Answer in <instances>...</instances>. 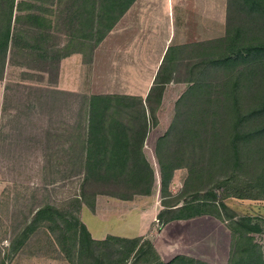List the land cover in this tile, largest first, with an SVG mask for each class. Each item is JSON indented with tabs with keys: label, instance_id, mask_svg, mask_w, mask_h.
Instances as JSON below:
<instances>
[{
	"label": "rangeland",
	"instance_id": "374dc122",
	"mask_svg": "<svg viewBox=\"0 0 264 264\" xmlns=\"http://www.w3.org/2000/svg\"><path fill=\"white\" fill-rule=\"evenodd\" d=\"M3 1L0 0V7ZM210 1L203 4L210 11L216 6H222L219 2ZM229 1L228 31L232 35L240 28L242 33L241 43L237 47L245 48L246 45L250 44H264V19H260L262 16L249 12L244 6L245 0ZM19 4H22L23 9L20 13L22 16L20 28L24 32L20 33L22 41L19 46L9 48L5 67L2 65L3 59H0V75L2 66L4 67L2 86L8 88L6 114L0 119L1 130H3V133L0 131V134L5 135V140L2 141L1 139L0 141V201L3 200L5 204V207L0 210V220L10 219L14 221L15 225L13 224V226H8V224L5 226L3 223L7 231L4 233L12 234V236L17 232L16 224L19 222L23 224L24 218L28 219L33 208L50 203L63 211L72 209L69 202L75 194H80L83 180V175H79L81 174V167L78 162L81 146L85 140L84 133H86L83 126L87 117L85 106L90 99V94L95 89L81 91L80 85L78 91L74 94H68L66 93L67 90H73L70 79L66 77L65 80H60L58 78L57 82V77L60 74L59 62L64 58L63 56L72 52L83 51L86 60L92 58L91 49L95 44V37L91 35L87 18L89 13L91 15L92 13L97 14V11L93 12L87 0L84 2L82 0H44L43 2L40 0H16V6ZM32 5L37 6L39 10H32ZM31 14H36L45 21L47 27L45 33L49 34L46 40L42 42L44 49L42 48L43 51L41 52L37 50L38 40L41 41L39 35L35 36L38 31L29 29L30 24L27 19ZM0 15H2V11ZM14 15L18 16L19 12L15 10ZM15 16L13 18L14 23ZM14 23L12 32L16 29ZM3 24L4 19L0 18V28ZM28 45L36 50L31 51ZM39 54H42L43 57H39ZM198 62L191 61L180 64L179 78L185 80L197 78L200 69L192 73V67ZM93 67L91 65V68ZM214 74L216 73L212 72L211 74L214 79L218 77L224 81L227 80V83H223L224 81L219 83L220 88H217V91L220 95L229 92L225 85L228 84L230 76L234 78L231 80L232 83L237 80L239 75L241 76L239 90L233 92L235 97L241 98L238 108L241 114H246L247 99L253 100L251 106H256V102L261 100L260 96L263 91H260L258 85L264 81V63L258 64L253 78H250V67L247 65H242L233 71L221 69L217 72L216 77ZM226 75L228 79H225ZM250 80L251 83H249ZM249 85L253 87H247ZM53 89L65 91L51 94ZM153 102L155 105L157 104L155 97ZM247 110L250 109L247 108ZM151 120L154 123L153 118ZM255 129L256 126L251 123L247 127L246 123L240 127L239 134L242 135V139L238 140V145L240 146L241 171L231 169L227 173L230 179L226 182H218L213 188L218 201L224 200L226 203L231 197L240 200L246 198V214H251L250 216L253 218H264V200H262L264 193L260 190L259 185H256L258 183L252 179V175L246 174V134L253 133ZM220 131L218 139L220 142L217 145L232 143L231 140L235 141V134L230 124L225 125ZM173 141L174 139L170 141L172 146H174ZM252 142L261 143L259 140ZM200 143L202 144V141ZM201 144L198 143L195 150L197 161L203 157ZM167 155L180 160H186V157L194 158V153L191 151L187 153L183 151L179 154L175 151L165 153V156ZM49 160L53 161V166L46 168ZM152 165L155 169V163ZM220 175L218 173L217 176ZM187 176L188 172L178 174L170 187L172 198L163 201L164 204L166 202L173 204L181 200L180 203L182 204L184 200L182 195L184 194L189 199H193L196 190L184 188ZM155 189L151 197L141 196L138 198L134 196L130 200L123 201H132L136 198L141 211H147L149 208L158 210L162 207L158 177ZM4 191L7 193L2 195ZM86 191L87 194L93 196L99 189L89 187L83 190L84 193ZM125 191L124 189L118 192ZM202 196L208 197L206 191L203 192ZM233 202L235 203L232 206L239 213L238 215H243L242 211H239L242 203ZM254 208L257 209L253 211ZM220 211L226 217L234 215L229 209L224 210L220 207ZM211 212L216 213L217 211L213 209ZM85 219L92 230L97 229L118 235L129 234L132 226L122 223L117 218L100 221L88 214ZM243 220L234 221L241 230L242 228L238 225L245 223ZM253 220L264 229V221L261 222V219ZM143 221L148 222L149 218L144 220L141 217V227ZM207 222H212L214 225ZM221 222L216 218V220L175 223L164 228L156 221L150 229L149 236L142 238L143 241L139 244L138 254L129 260L128 264H154L158 259L160 262L168 263L177 256H186L203 264H236V262L246 259V251L253 252L249 256L264 253V234L250 236L238 234L239 236L233 237V231ZM136 228L139 231V225ZM22 231L23 228H21ZM2 235L1 228L0 238ZM33 235L28 243V253L37 252L39 255L60 257L58 246L46 228L41 227ZM121 247L125 255L131 244L123 242Z\"/></svg>",
	"mask_w": 264,
	"mask_h": 264
},
{
	"label": "trees",
	"instance_id": "16d2710c",
	"mask_svg": "<svg viewBox=\"0 0 264 264\" xmlns=\"http://www.w3.org/2000/svg\"><path fill=\"white\" fill-rule=\"evenodd\" d=\"M43 1L40 0V2ZM87 1L93 12L98 10L101 12L96 16L95 13L92 15L89 13L87 18L91 35L95 37V44H97L106 37L126 7L135 0ZM21 5L16 6V0H4L1 3L0 12L2 11V15L0 18L4 19V24L0 28V59H3L4 67L9 48L19 46L22 41L20 33L24 32L20 28L22 23L20 13L23 11ZM227 6L226 38L213 44L212 53L209 52L208 57L193 65L192 73L200 69L199 75L189 81L190 87L177 103L173 126L157 146L162 203L172 198L170 186L174 172L178 169L187 170L188 176L184 188L196 190L195 195L192 197L193 199H189L183 193L182 204L180 203L182 200L173 204L163 203L164 209L159 213L157 219L162 226H165L175 221H187L209 215L225 223L229 230L233 231V237L239 236L238 234L259 235L264 234V229L253 219H261L263 222L264 218H253L252 216L237 218V220L244 219L243 222H245L238 225L242 230L239 229L234 222L237 221L234 212H232L234 213L232 217H226L220 211V207L224 210L229 208L224 200L218 201L213 188L218 182H226L230 179L227 173L231 169L241 171L238 140L242 139V135L239 134V129L245 123L246 127L251 123L256 126V129L253 130V133L246 134V174L252 175V179L258 183L256 185H259L260 190L264 193V81L258 85L260 91H263L260 96L261 100L256 102V106H251L253 100L247 99L246 114L243 115L238 109L241 98L233 95L234 91L239 90L241 76L239 75L234 83L231 81L234 78L230 76L228 84L225 85L229 92L221 95L217 88H220L219 83L224 80L216 77L217 72L221 69L233 71L242 65H247L250 67V78H253L258 64L264 63V44H250L245 48L237 47L241 43L242 33L240 28L232 35L228 31L229 0ZM244 6L249 12L261 15V20L264 19V0H245ZM31 7L32 10H39L35 5ZM15 10L19 12L18 16L14 15ZM27 21L30 24V30L38 31L35 36L39 35L41 40H38L37 48L41 52L44 49L42 42L49 36L45 33L47 31L46 23L36 14L28 16ZM13 23L16 28L14 32H12ZM28 47L31 51L36 50L32 46L28 45ZM39 57L42 58L43 55L39 54ZM3 66L0 79L4 76ZM212 72L216 73L214 74L215 79L211 77ZM227 75L225 79H228ZM170 79L169 77L161 82V75H158L146 102L141 98L120 96H93L87 101L85 106L87 108L86 141L81 146L78 162L81 167L79 175H83L80 194H75L69 202L72 208L70 211H63L50 203L37 207V210L36 208L30 209L28 219L24 218L26 226L21 232V236H25L29 240L35 231L41 227L46 228L59 251L71 264H128V261L138 254L142 238L126 239L108 236L103 241L92 239L86 226L80 220V211L84 204L94 210L97 195L130 200L134 196H150L153 193L156 183L155 172L143 153L149 127L148 111L156 124V113L161 105L164 85L169 83ZM223 83H227V80ZM154 97L157 99L156 105L153 102ZM251 107L255 108L251 109ZM228 124L232 126L235 141L231 140L232 143L217 145L220 142L218 141L220 130ZM172 139H174V146L170 145ZM254 140H259L261 143L255 144L252 142ZM198 143L201 144L200 148L203 154L200 161L195 158ZM220 150L221 153H219ZM174 151L177 154L191 151L194 153V158L186 157V160H180L169 155L165 156V153ZM52 166L53 164L49 160L46 167ZM218 173L221 175L217 176ZM89 187L98 188L99 191L93 196L87 194V191L84 193L83 190ZM116 189L118 191L125 189L126 191L118 192ZM204 191L208 194L207 198L202 196ZM180 204L181 207H179ZM213 209L217 212H211ZM123 242L131 244L125 255L121 247ZM252 253L246 251V259H242L236 264H264V253L249 256ZM154 264L203 263L196 262L186 256H177L168 263L160 262L158 259Z\"/></svg>",
	"mask_w": 264,
	"mask_h": 264
},
{
	"label": "crops",
	"instance_id": "0c3cea01",
	"mask_svg": "<svg viewBox=\"0 0 264 264\" xmlns=\"http://www.w3.org/2000/svg\"><path fill=\"white\" fill-rule=\"evenodd\" d=\"M204 2L211 1L135 0L126 7L106 37L101 42L94 44L91 49L92 58L90 60H86L84 52L79 51L72 52L59 62L60 74H58L57 82L58 78L65 80L67 77L70 79L73 88V90H67L66 93L74 94L80 85L81 91L95 88L90 94V98L93 96L135 97L146 102L158 75H161V82L171 78L169 83L164 85L161 105L156 113V124L152 123V117L148 111L149 127L143 148L144 156L152 168L154 167L152 163H155L156 167L153 170L156 180L158 177L160 195L161 180L157 146L173 126L177 103L190 87L189 81L192 80L179 78L180 64L191 61L200 62L210 55L209 52L212 53V45L225 39L227 35L228 0H214V3L219 2L222 6H216L212 11L206 5L203 6ZM97 13L101 14L100 10ZM91 65L94 67L91 68ZM3 79L4 76L0 79V119L6 114L8 99V88L2 86ZM64 91L53 89L50 93ZM0 131L3 133L1 124ZM84 137L85 142V133ZM1 139L2 141L5 140V135L0 134V141ZM183 172H187V170H176L172 183L178 174ZM3 193L7 192H2V195H4ZM135 199L123 201L105 195H97L94 210L85 204L82 206L80 220L86 226L92 239L96 241H103L108 236L126 239L146 238L149 236L154 222L158 221L159 213L164 209L163 198L161 196L162 207L160 209L149 208L147 211H141L137 199ZM233 201L242 203L239 211H242L243 215H238L239 213L232 206L235 203ZM225 204L235 213L236 220L251 215L246 214V199L240 200L231 197ZM181 206L180 204L179 207ZM3 207L5 204L2 200L0 201V210ZM256 209L254 208L253 211ZM260 213L262 212L260 211ZM88 214L100 221L117 218L122 223L132 225L129 230L130 233L118 235L97 229L92 230L85 219ZM141 217L144 220L149 218L148 222H142V227L140 225ZM209 219L216 220L212 216L205 215L187 221H175L165 225L164 228L175 223ZM3 223L5 226L7 224L13 226L14 221L10 219L0 220V236L1 228L3 233L2 238H0L2 239V243L0 242V264H71L59 251V248L60 257L58 256V258L39 255L37 252L28 253V243L34 235L29 240L25 236H21V228L24 229L26 226L25 221L23 224L20 222L16 224L18 229L13 236L4 233L7 231ZM207 223L214 225L212 222ZM138 225L139 231L136 228Z\"/></svg>",
	"mask_w": 264,
	"mask_h": 264
}]
</instances>
